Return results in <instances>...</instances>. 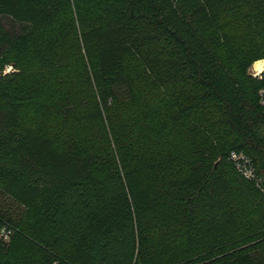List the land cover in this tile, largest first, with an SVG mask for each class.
<instances>
[{
	"label": "trees",
	"instance_id": "1",
	"mask_svg": "<svg viewBox=\"0 0 264 264\" xmlns=\"http://www.w3.org/2000/svg\"><path fill=\"white\" fill-rule=\"evenodd\" d=\"M260 57L264 0H0V264H264Z\"/></svg>",
	"mask_w": 264,
	"mask_h": 264
},
{
	"label": "built area",
	"instance_id": "2",
	"mask_svg": "<svg viewBox=\"0 0 264 264\" xmlns=\"http://www.w3.org/2000/svg\"><path fill=\"white\" fill-rule=\"evenodd\" d=\"M248 74L258 80H264V59L255 61L249 68ZM257 96L258 104L264 110V83L258 89ZM227 159L233 165L239 176L249 181L264 196V175L256 172L250 157L242 151L232 150L229 152ZM8 234V225L3 224L0 227V239H6Z\"/></svg>",
	"mask_w": 264,
	"mask_h": 264
},
{
	"label": "rangeland",
	"instance_id": "3",
	"mask_svg": "<svg viewBox=\"0 0 264 264\" xmlns=\"http://www.w3.org/2000/svg\"><path fill=\"white\" fill-rule=\"evenodd\" d=\"M6 26H8V23L6 21H3ZM264 58L260 57L256 60H254L249 67L246 69V73L248 74L249 68L251 65L258 60H262ZM230 177H234V173L230 170ZM22 212V207L18 204H16L13 200H11L9 197L3 195L0 193V217L1 219H8L10 220V225L8 226L9 234L6 239H2L3 241H7L10 238V235L14 232V227L18 225V221L20 218V214Z\"/></svg>",
	"mask_w": 264,
	"mask_h": 264
}]
</instances>
